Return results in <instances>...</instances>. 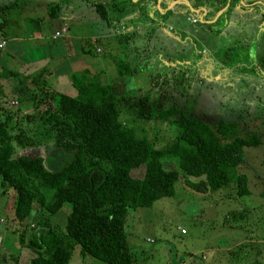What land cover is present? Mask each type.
Segmentation results:
<instances>
[{
	"label": "rangeland",
	"instance_id": "obj_1",
	"mask_svg": "<svg viewBox=\"0 0 264 264\" xmlns=\"http://www.w3.org/2000/svg\"><path fill=\"white\" fill-rule=\"evenodd\" d=\"M19 1L20 4L30 3L32 6L46 8L48 0ZM53 1L61 3L59 0ZM194 1L201 2L200 6L206 7L211 0ZM216 1L219 2L217 7L210 6L208 18H215L211 24L197 20L192 12H179L175 6V9L160 15L162 23L155 27L156 40H148L143 36L136 38V42H133L132 38L126 43L120 41L119 55L122 58L125 56L124 46L127 43L129 47L135 45L134 47L141 51L148 47V58L141 60L139 68L133 74L120 76L114 62L109 61L116 50L111 44L112 34L108 38L101 37L102 42L97 44L100 50H95L93 41L92 45L90 44L92 56L98 57L99 60L105 55L100 63L102 67L106 62H110L105 66L103 78L117 79L126 85L127 98L118 102L121 118L135 129L138 136L149 138L155 146L160 147L174 137L175 125L160 118V114L168 111L170 107L181 108L186 113L204 115L210 124L221 118L243 120L249 125V130H254L260 137L257 145L244 147L243 158L238 165V170L248 176V193L239 194L238 186L233 181L212 192H197L186 183V179L197 181L198 177L188 176L180 170L181 176L175 182L173 195L160 197L149 206L129 209L124 229L134 264H264V79L251 75L253 68L264 72V35L260 33L261 28L258 29L254 25L256 21L258 25L260 21H264V16H252L250 11L232 14L230 11L238 12L235 4L238 2L231 0L229 8L226 9V0ZM65 2L69 4L66 9L70 8L66 11L68 18L65 21L70 25L71 35L84 37L94 31L106 32L108 23L100 18L93 7L87 5L86 0ZM6 3L0 0V24L2 19L10 14V11L3 7ZM80 6H83L82 11ZM179 6L181 7L180 4ZM201 7L198 8L202 11ZM219 10L221 12L216 18ZM38 12H41V9ZM222 12L224 22L222 15L220 16ZM170 23L175 25L173 27L178 31L171 32L175 38L165 36V32L161 33L160 25ZM9 24L13 25L12 22ZM119 24L112 22L110 27L117 26L121 29ZM221 29L223 30L220 31ZM141 31L144 32L145 29L142 28ZM157 52L169 58L159 57ZM247 53L250 58L246 56ZM155 55L157 58L152 61ZM140 56L143 57L141 53ZM199 58L205 61L202 62ZM171 70L177 71L176 84L168 87L167 83L156 85L155 82L163 76L152 74L157 71L165 76ZM22 75L24 73L17 77L12 76L8 68L2 67L1 70L0 66V92L5 94L0 95V117L6 118L12 135L19 134L24 140H28L29 136L35 142L33 146H25L18 143L16 137L13 140L15 155L37 154L48 161L60 155L54 143L55 134L39 118L40 113L33 107L30 91L23 93L24 87L19 86V76L21 79ZM54 78L47 76L48 80L56 82L54 90L73 91L69 77ZM152 85H156V90L161 88L163 91L159 96L160 110L152 118H138L136 94L139 89L151 91ZM31 88L36 92L41 91L40 85H33ZM154 93L159 94L157 91ZM45 107L44 103L40 105V108ZM142 170L143 167L134 169L133 174L140 176ZM40 189L51 191L46 186ZM13 196L12 191L4 192L0 186V264H27L32 252L18 242V234L24 224L13 218ZM70 207L71 204L65 202L64 206L50 217L51 223L63 227ZM36 208L37 203L34 202L33 210ZM41 216L38 212L34 215L35 218L30 220L28 233ZM67 264L108 263L90 255H82L79 244H75Z\"/></svg>",
	"mask_w": 264,
	"mask_h": 264
},
{
	"label": "trees",
	"instance_id": "obj_2",
	"mask_svg": "<svg viewBox=\"0 0 264 264\" xmlns=\"http://www.w3.org/2000/svg\"><path fill=\"white\" fill-rule=\"evenodd\" d=\"M4 1L7 3L3 7L10 14L2 19L0 30L4 24L10 25L9 22L17 24L15 19L19 20L24 6L19 0ZM65 1L48 3V16L60 17L68 4ZM86 1L108 27L112 22L120 23L121 17L129 14L136 17H125L128 22L154 21L147 12L146 0ZM147 1L153 5L156 2ZM113 31L115 28L109 29V33ZM129 36L120 33L110 38L116 49L112 61L120 76L135 73L142 62L140 53L149 51L147 47L142 51L135 45L131 48L127 43L122 58L119 42L126 43ZM87 43L85 41L82 51L92 53L90 44L84 47ZM105 72V67H101L95 73L88 70L71 73L73 92L54 90L47 83L45 68L34 75H22L21 79L19 76L23 93L30 91L39 118L54 131V143L61 159L52 157L47 161L37 154L15 155L13 140L16 137L17 142L25 146H33L35 142L29 136L24 140L19 134L12 135L6 118L0 117V186L2 191L14 194L13 218L24 224L18 242L32 252L27 264H67L75 244H79L82 255L108 264H134L124 229L127 213L131 208L149 206L160 197L173 195L180 170L198 177L197 181L186 179V183L200 193L215 191L232 181L237 184L239 194L249 192L248 176L238 170V165L244 147L257 145L260 137L249 130L245 121L221 118L210 124L204 115L170 107L160 118L174 124L176 131L171 141L157 147L149 138L138 136L135 129L123 121L118 102L127 98L126 85L117 79L106 80L102 76ZM156 72L152 75L163 76L165 81L159 79L156 85L176 84L177 71L171 70L165 76ZM10 75L19 74L10 72ZM33 85L41 86V95L31 88ZM156 85L151 86V91L138 90V118H152L160 110L159 96L163 91L156 90ZM0 93L5 95L3 91ZM1 103L0 99V113ZM42 103L46 104L45 108H40ZM140 167H143L141 175H134L133 170ZM42 186L51 191H42ZM34 202L37 203L35 210ZM65 202H69L71 208L63 227L52 224L50 217ZM38 212L42 216L29 227L28 233L30 220Z\"/></svg>",
	"mask_w": 264,
	"mask_h": 264
},
{
	"label": "crops",
	"instance_id": "obj_3",
	"mask_svg": "<svg viewBox=\"0 0 264 264\" xmlns=\"http://www.w3.org/2000/svg\"><path fill=\"white\" fill-rule=\"evenodd\" d=\"M206 1L209 2V0ZM50 2H53V0L46 1V4ZM156 2L153 5V3H148L147 0L144 1L149 16L154 19L152 23L149 20H144V22L147 21V23H143L142 21L140 22L139 20L136 22L134 21L128 22L125 19V17H129V16L136 17L135 14H131V15L129 14L121 17L122 18L120 20L121 29L114 27L115 31L109 33V29L111 27L107 26L106 32L103 30H102L103 33H98L94 31L89 33L88 35H85L84 37H76L77 35H71V33L69 32V30H71L70 25L65 21L68 18L66 11H68L70 8L68 9L66 8L69 4L63 8L60 17H54V18L48 16L47 14L48 5L46 6V4H45L46 8H44V6H39V5L32 6L30 5V3L29 5H24L19 14L20 21L17 24H13L10 26L9 25L6 26L5 24L3 25L2 30L4 31V33L0 36V43H2V46L0 47L1 70L3 67L4 69L8 68L9 73L16 72L17 74L24 73V75H26V74L39 72L41 69L45 68L48 77H55L54 79H59L60 76L66 78L69 77L70 74L73 72H79L83 70H88L90 73H95L100 67H102L100 63L103 59V56L105 55H103L102 58H99L98 60V57L92 56V53H85L84 51H82V47L85 41H87L88 43L85 44L84 47H87L88 44L92 45V41H93L95 50L97 51L100 50L97 44L102 42L100 41L102 39L101 37L108 38V36L111 34L113 35L120 33L129 34L130 35L129 37L132 38L133 42L137 41L136 38H140V37L142 38L143 36L148 40L150 39L156 40L157 32L155 27L156 25L162 23L160 15L164 14L165 12H168L173 8L175 9V6L178 7L177 11L192 12L197 17V20L201 21L202 23L211 24L213 23L215 18L211 20L208 18L211 12L210 6L212 5L217 7V4L219 3L216 0H211L209 3H207L206 7L203 6L201 7L200 6L202 4L201 2L199 3L194 0H189L190 4L193 7H197L196 10H191L184 2H177L173 4L172 0H161L160 6H158ZM230 2L231 0H226V9L229 8ZM233 2L234 3L238 2L235 3L237 4L238 12H234V10L230 11L232 14H239L244 11H250L252 12V16L257 14H262L264 16V12H262V8L264 6V0H234ZM179 4L181 5V7L179 6ZM253 5H255L254 10H252V8H249ZM198 7H201L203 10L202 11L199 10ZM40 9L41 12H38V10ZM82 10H83V6H80V11ZM220 11L221 10H219L218 13H216V18L220 13ZM223 12L220 14V16L222 15V17H223ZM40 13L43 15H41ZM224 21L225 20L223 17V22ZM161 25H160L161 33L165 32V36L167 37H172L171 32H178L175 29V27H173L175 25L171 23L161 24ZM254 25L257 26L258 29L261 28L260 33L264 35V21H260L259 25H258V21H256ZM63 27L65 28V30H63ZM142 28L145 29L144 32L141 31ZM223 29H227V28H223ZM223 29H221L220 31H222ZM57 32L58 34H56ZM178 34L181 35L180 33ZM147 52L148 51H146L143 54V57L141 56V60L143 58L144 59L148 58L149 52L148 53ZM160 53L161 52H157V55H159V57L163 56L161 55L162 53L161 54ZM248 54L249 53H247L246 56L250 58ZM157 55H155L153 60L150 57L149 59L154 61L157 58ZM163 57L169 58V56L167 57L163 56ZM202 58H199V60L204 62L205 60H201ZM109 59H110L109 61L111 62L112 55L110 56ZM109 63L107 64L106 62L105 63L106 65L104 64L103 67L109 65ZM217 63L218 62L215 63L216 66ZM5 65H8V67H6ZM251 65L253 66V62H251ZM209 69L210 66L207 67L206 71L208 72ZM251 70H252L251 75L253 76L256 75V77L259 79H264V72L261 73L260 70H258L257 68H253ZM52 81L53 80L47 79V83L53 88L55 87L56 82L54 81L52 82ZM67 91L73 92L72 90H67Z\"/></svg>",
	"mask_w": 264,
	"mask_h": 264
},
{
	"label": "water",
	"instance_id": "obj_4",
	"mask_svg": "<svg viewBox=\"0 0 264 264\" xmlns=\"http://www.w3.org/2000/svg\"><path fill=\"white\" fill-rule=\"evenodd\" d=\"M160 1L161 0H157V5L160 6ZM177 2H184L187 4L188 8H190L191 10H196L189 2V0H172V3L175 4ZM221 12V11H220Z\"/></svg>",
	"mask_w": 264,
	"mask_h": 264
},
{
	"label": "flooded vegetation",
	"instance_id": "obj_5",
	"mask_svg": "<svg viewBox=\"0 0 264 264\" xmlns=\"http://www.w3.org/2000/svg\"><path fill=\"white\" fill-rule=\"evenodd\" d=\"M194 8L197 9V7H194ZM249 8H252V10H254L255 9V5H253V6L249 7ZM197 12H198V10H197ZM262 12H264V6L262 8Z\"/></svg>",
	"mask_w": 264,
	"mask_h": 264
},
{
	"label": "built area",
	"instance_id": "obj_6",
	"mask_svg": "<svg viewBox=\"0 0 264 264\" xmlns=\"http://www.w3.org/2000/svg\"><path fill=\"white\" fill-rule=\"evenodd\" d=\"M63 30H65V28L63 27ZM56 34H58V32L56 33ZM2 46V43H0V47ZM181 231H184L183 229H181ZM148 240H149V238H148Z\"/></svg>",
	"mask_w": 264,
	"mask_h": 264
}]
</instances>
